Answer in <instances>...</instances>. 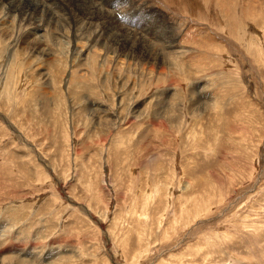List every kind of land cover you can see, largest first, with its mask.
Instances as JSON below:
<instances>
[{"label": "rangeland", "instance_id": "374dc122", "mask_svg": "<svg viewBox=\"0 0 264 264\" xmlns=\"http://www.w3.org/2000/svg\"><path fill=\"white\" fill-rule=\"evenodd\" d=\"M35 1L0 5V264H264V0Z\"/></svg>", "mask_w": 264, "mask_h": 264}, {"label": "bare ground", "instance_id": "6f19581e", "mask_svg": "<svg viewBox=\"0 0 264 264\" xmlns=\"http://www.w3.org/2000/svg\"><path fill=\"white\" fill-rule=\"evenodd\" d=\"M31 1L32 0H2V5H1V8H4L5 9V11L7 12V13H10V15L12 14V15H14V14H24V15H27V17H29L30 16V5H31ZM37 1L38 2H41V1H39V0H36L34 3H35V5L39 8V4L37 3ZM72 1V3L75 5V7L77 6L80 10L81 9H85V10H88V11H92V10H95V5H94V2H95V0H88V1H85V0H71ZM98 1V0H97ZM1 2V1H0ZM41 3H43V2H41ZM43 7V6H42ZM0 8V9H1ZM96 8H98V7H96ZM45 7L44 8H42V9H40L39 10V12L40 13H44L45 12ZM82 11V10H81ZM87 11V12H88ZM14 13V14H13ZM46 13H47V11H46ZM85 13V12H84ZM8 15V14H7ZM52 15L53 14H47L46 15V19H45V23L47 24V23H49V22H51V21H49L50 19H52ZM96 15V14H95ZM88 16V15H87ZM93 17V16H92ZM110 17V16H109ZM113 17V16H112ZM55 18V17H54ZM55 19H57V17L55 18ZM111 19V18H110ZM84 20V19H83ZM55 21V20H54ZM81 21V20H80ZM87 21V20H86ZM151 22V21H150ZM108 23V22H107ZM47 25H49V24H47ZM33 30H37V28H33ZM33 30H31V31H33ZM30 35H31V38H30V41H32V40H35L33 37L35 36V34H34V31L33 32H31L30 33ZM29 36V35H28ZM38 37V36H37ZM116 37V36H115ZM28 38V37H27ZM117 38V37H116ZM119 38V37H118ZM117 38V39H118ZM114 39V38H113ZM39 39H37L36 38V40L35 41H37L36 42V44H39V43H41L40 41H38ZM116 40V39H115ZM35 41H33V42H35ZM29 42V41H28ZM138 42V41H137ZM118 43H120V45L121 46H123L125 49H129V50H133L134 49V44H133V42L130 40V39H126V38H123V37H120L119 39H118ZM135 43V42H134ZM29 44V43H28ZM117 45V44H116ZM27 46V45H26ZM120 46V47H121ZM175 47V46H174ZM170 48V47H169ZM41 50V49H40ZM45 50V49H44ZM134 51H135V49H134ZM144 51V50H143ZM156 51V50H155ZM41 52V51H40ZM145 53H147L146 52V50L144 51ZM43 53V52H42ZM153 53V52H152ZM147 55H148V53H147ZM155 55V54H154ZM154 55H152V56H154ZM176 56H178V55H176ZM157 57V56H156ZM155 57V58H156ZM159 58V57H158ZM161 61V60H160ZM154 62V61H153ZM161 65H162V63H161ZM161 65H159V66H161ZM153 66V65H152ZM156 67V66H155ZM163 67V66H162ZM150 68H152V67H150ZM157 68V67H156ZM158 69H160V68H158ZM163 70V69H162ZM161 70V71H162ZM164 72V71H163ZM162 73V72H161ZM150 74H152V73H150ZM166 75V74H165Z\"/></svg>", "mask_w": 264, "mask_h": 264}]
</instances>
